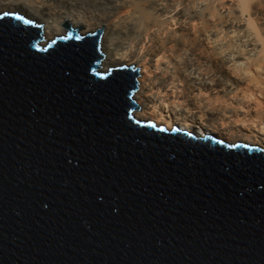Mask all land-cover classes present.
I'll return each instance as SVG.
<instances>
[{
  "label": "water",
  "instance_id": "water-1",
  "mask_svg": "<svg viewBox=\"0 0 264 264\" xmlns=\"http://www.w3.org/2000/svg\"><path fill=\"white\" fill-rule=\"evenodd\" d=\"M62 27L0 13V264H264V150L135 119Z\"/></svg>",
  "mask_w": 264,
  "mask_h": 264
},
{
  "label": "bare ground",
  "instance_id": "bare-ground-1",
  "mask_svg": "<svg viewBox=\"0 0 264 264\" xmlns=\"http://www.w3.org/2000/svg\"><path fill=\"white\" fill-rule=\"evenodd\" d=\"M197 3L201 12L190 14ZM223 4L0 0V13L41 26V47L66 37L65 22L80 36L103 27L97 71L138 69L135 119L264 150V0L232 1L230 19L221 13Z\"/></svg>",
  "mask_w": 264,
  "mask_h": 264
},
{
  "label": "rangeland",
  "instance_id": "rangeland-1",
  "mask_svg": "<svg viewBox=\"0 0 264 264\" xmlns=\"http://www.w3.org/2000/svg\"><path fill=\"white\" fill-rule=\"evenodd\" d=\"M224 1V4H223V6H224V8H222L221 9V13H222V15H224V16H227V17H229V19L232 17H234V16H232V10L233 9H235V7H233L234 6V4H231L232 3V1H233V3L235 2V0H223ZM196 6H194V8L193 9H191L190 10V14H194V15H197L198 13H200L201 12V10H202V5L201 4H195ZM225 5H226V7H225ZM233 5V6H232ZM227 6H231L230 7V9L231 10H227ZM261 8L260 9H262L263 7L262 6H260ZM77 34H80L79 32L77 33Z\"/></svg>",
  "mask_w": 264,
  "mask_h": 264
}]
</instances>
